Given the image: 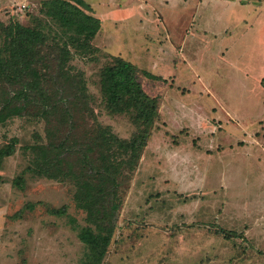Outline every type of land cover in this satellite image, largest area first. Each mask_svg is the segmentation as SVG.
I'll return each instance as SVG.
<instances>
[{
    "label": "rangeland",
    "instance_id": "rangeland-1",
    "mask_svg": "<svg viewBox=\"0 0 264 264\" xmlns=\"http://www.w3.org/2000/svg\"><path fill=\"white\" fill-rule=\"evenodd\" d=\"M45 1L0 0V27L49 30ZM84 1L103 19L93 41L100 51L71 63L85 74L99 121L122 139L142 130L148 143L121 178L101 264H264V0ZM112 56L133 62L158 99L150 127L107 108L100 74ZM46 140L40 118L0 123V152L13 145L0 157V264L93 259L78 235L90 224L74 182L34 172L29 147Z\"/></svg>",
    "mask_w": 264,
    "mask_h": 264
},
{
    "label": "trees",
    "instance_id": "trees-1",
    "mask_svg": "<svg viewBox=\"0 0 264 264\" xmlns=\"http://www.w3.org/2000/svg\"><path fill=\"white\" fill-rule=\"evenodd\" d=\"M86 8L84 0H47L42 13L53 21L45 23L49 30L19 21L1 25L0 123L21 115L45 121L47 140L29 147L34 172L74 182L75 201L90 224L78 233L93 251L85 264H101L117 226L121 178L135 171L148 143L142 130L122 139L99 121L85 74L71 63L76 55L96 60L100 51L93 41L103 22ZM138 72L133 62L112 56L101 70V90L110 111L134 112L137 125L150 127L159 101L144 90ZM12 152L10 145L0 157Z\"/></svg>",
    "mask_w": 264,
    "mask_h": 264
},
{
    "label": "crops",
    "instance_id": "crops-1",
    "mask_svg": "<svg viewBox=\"0 0 264 264\" xmlns=\"http://www.w3.org/2000/svg\"><path fill=\"white\" fill-rule=\"evenodd\" d=\"M102 22H103V19H102ZM170 34V37L173 35V33L171 32V33H169ZM174 44V46L173 47H180V49H181V46H179V45H176V43L174 42L173 43ZM260 77H261V75H260ZM264 78V77H263ZM259 83H260V80H259Z\"/></svg>",
    "mask_w": 264,
    "mask_h": 264
}]
</instances>
